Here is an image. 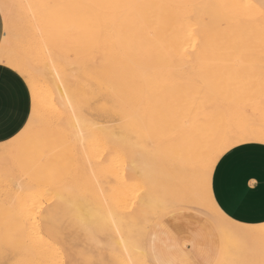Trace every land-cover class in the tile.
I'll use <instances>...</instances> for the list:
<instances>
[{"label":"snow or ice","instance_id":"snow-or-ice-1","mask_svg":"<svg viewBox=\"0 0 264 264\" xmlns=\"http://www.w3.org/2000/svg\"><path fill=\"white\" fill-rule=\"evenodd\" d=\"M4 7L6 10L0 17V179L5 190L9 185L19 184L22 191L31 192L36 184H45L62 208L75 215L80 207L81 231L88 232L90 239L97 231L90 226L88 214L92 223L110 218L102 227L105 236L116 243L99 248L104 251L110 248L114 255L128 254L115 264H264V223L244 226L233 220L215 189L217 169L229 156L253 145L264 147V121L258 126L252 121L234 124L228 110L217 103L224 96L235 100L244 90L242 73L255 72L250 57L257 44L264 91V0L258 5V34L249 35L243 45L227 41L224 45L227 58L209 61V66L181 89L147 85L138 98L104 112L96 108L94 95L81 94L73 86L79 67L65 54L69 41L77 43L94 32L100 22L118 28L134 40L157 12L165 10L207 9L222 23L234 16L245 22L250 17L241 10L257 5L35 0ZM9 9L29 10V29L23 35L19 17L10 15ZM33 33L44 37L43 56L33 46ZM61 68L65 72L63 77ZM52 79L65 89L56 103L40 87L41 81ZM85 129L91 138L103 133L116 153L131 150L142 162L143 195L133 200L131 207L113 208L107 200L103 207H90L80 195V186L70 184L60 161L73 145L74 151L79 152L77 138L85 136ZM126 134L127 140L122 143ZM250 186L254 187L255 181ZM15 204L16 198L5 206L6 230ZM49 204L52 206L51 201ZM44 211V204L33 199L29 216L43 219ZM256 236L261 240L259 248L249 244L244 255L229 244L238 237L252 240ZM59 243L58 238L49 237L45 241L37 233L34 247L40 252L45 244L51 247ZM64 252L67 256L64 264H114L112 260L76 258L67 247ZM22 264L43 262L29 260Z\"/></svg>","mask_w":264,"mask_h":264},{"label":"rangeland","instance_id":"rangeland-1","mask_svg":"<svg viewBox=\"0 0 264 264\" xmlns=\"http://www.w3.org/2000/svg\"><path fill=\"white\" fill-rule=\"evenodd\" d=\"M153 1H156L157 3H167L165 2L167 0H152V2ZM176 1H190V0H176ZM202 1L204 4H209V3H230V4H240V5L252 4V5H257L258 7L261 0L260 1L259 0H198L195 3L189 5H200ZM55 2L88 3V2H93V0H55ZM10 3L11 1L7 0V4ZM14 3H16V1L12 0L11 4ZM1 8H4V3L3 5H0V10L3 16V13L5 12L6 9L3 10ZM194 10L192 8L189 14L190 18L188 16L187 19L186 18L182 19L183 16L179 13L177 14L176 10H165L163 12H157L149 20L147 28L142 31L144 35H140L134 40H130V38L126 34H122L118 28L114 29L111 26L107 25L106 22H100L96 25L94 32L88 33L86 36L82 37L77 43H73L72 41H69V46L66 48L65 54L66 56H68L70 62L77 64L79 67V72L77 73V80L74 82L73 86L79 88L81 94L94 95L96 97L95 106L99 111L101 112L108 111L111 110L113 106L125 105L128 102V100L131 98H138L141 92V87L157 84L158 82L154 81L153 76H155L154 78H156L157 76L159 79H161L162 76L164 75L163 73L167 69L169 70L168 72H170L169 74L172 75L171 73L172 71L169 69L170 67H168V65H171L175 61V59L176 62L178 60V63L181 65L175 62L171 65V67L173 66L174 69L177 66L176 69H178L180 66L181 67L183 66L182 67L183 70L181 69L182 71H179V73L180 72L183 73L184 71L186 73L184 72L183 74H180L181 75L180 76L178 75V72H176L177 70L174 69L175 71H173L174 72L173 77L175 76L176 79L175 77L173 78L168 74L171 77V79L168 75L166 76V78L168 77L167 80H169L170 82L169 83L170 85H168L167 87L172 89H181L195 75H197L202 68L208 67L209 61L221 60L228 57V53L224 48V45L227 41H232L233 43H239L243 45L246 44L249 35L258 34L259 32L260 21H259V9L257 8L250 10L248 9L244 11L242 10L243 12L241 11L242 13H246L247 16L251 18L245 22H241V20L238 17L234 16L233 19H230L229 21H226L224 23L222 22L219 23V21L221 20L214 15L212 10L200 9V12L202 13H200L199 9L197 8H194ZM8 11L10 15H15L19 17V29L21 35H23V33L26 30H28V28L26 27L27 24H25V22L27 23V21H25L23 17L25 16L23 10L10 9ZM248 12L249 13L252 12V13L249 14ZM176 15L179 18H177ZM195 15H198L199 19ZM191 17L197 18V19H192V22H196L197 20L199 21L200 24L195 23L196 24L195 25L191 23L190 22ZM200 17L201 18L205 17V18L200 19ZM256 17L258 19H256ZM210 20H214V21H210ZM211 23L212 25L215 23L214 24L215 26H213L215 28H213V30L211 28L212 26ZM254 23H256V25ZM208 28L209 29L211 28L210 29L211 31H209ZM205 30H207V32ZM105 31H107V33ZM200 32L206 33L204 38L202 37L203 35ZM200 36L203 39L199 38ZM107 37L109 41H107L108 40ZM35 38L36 37H32L33 46L42 56V53L39 51L40 49L37 46L38 44L34 42ZM105 40L107 41V43L105 42ZM203 44H205L204 58H202V61H199L197 57L200 55V51ZM99 45H101L100 49L97 48V46ZM106 45L110 48H108ZM104 46H106L105 47L106 49H104ZM130 46H131V52H129ZM187 51L188 53L189 52L190 53L188 54ZM196 55L197 57H195ZM178 56L179 58L181 57L182 58L177 59ZM250 58L253 61V67L255 68V72L251 74H249L248 72L242 73L244 90L236 95L235 100H233L231 96H224L221 97L217 101V103L223 106L225 109H227L228 114H231L233 113V111L236 110L234 112L236 113L235 116L234 113L229 115L231 120L232 121L234 120L233 122L234 124H241L247 121H252L258 126L262 121H264V107H263L264 103L262 104L261 102L262 100H264L263 99L264 91H262V84H261L260 72H259L260 51L258 44L256 45L254 51L251 53ZM180 60L181 62H179ZM194 61H195V63H193L194 65L193 64L191 65L190 62H194ZM189 66H191L192 69ZM219 66L220 65L218 64L215 65V67L217 68ZM188 68L191 70V72L189 71ZM157 69L160 71H158ZM161 69L163 71L165 69V71L163 72ZM139 70L141 72L142 71L144 72L140 73ZM194 70L196 72H194ZM147 71H149L148 72L149 75L147 74ZM156 71L159 72V75H161V71L163 72L162 75L160 76L161 78L159 77L158 73H156ZM168 72L166 71V74ZM153 73H156L157 75L156 74L153 75ZM62 75L63 74L61 73V77ZM164 77L165 76H163V78ZM85 82H87V85H85ZM58 84L59 81L55 79H52L51 82H49L48 80H43L40 83V87L44 91L45 96L52 103L58 102L61 98L60 95L65 91V89L59 87ZM259 102H261L262 106H260ZM256 105H259V107H257ZM241 107L242 109H240ZM100 135L102 137H100ZM87 136L88 135L86 133L85 137ZM98 138L100 139L98 140ZM86 139H90L89 140L90 142L87 140V142H89L90 144L88 143L85 145V143H87L85 141H83V143H80L78 153L74 151L75 145H73V149L66 150L62 160L60 161L65 172L69 175L70 184H76L80 186L81 188L80 193L86 198V203L88 204V206H90L89 204L93 203L90 207H96L101 205H102L101 207L104 206L102 201H100L99 198L100 195L98 191L99 190L98 187L101 184L103 185V188L102 187L101 188L105 194L106 200L108 199V202L109 201L112 202L113 200H114L113 202H116L113 203L114 205L111 204L113 205V208L114 207L116 208L117 206H123V204L127 206L129 205L128 207H131L130 206L131 202L133 200H139L137 198L143 195V194H139L138 196V193H141L140 176L142 174L141 172L143 171L142 162L138 158H135L134 156L131 155V150L128 151L130 154L124 151H120L119 153H116L113 150L112 146L105 141L103 133L100 134L97 133L96 138L87 137ZM126 140H127V134L125 136V140L121 142L122 143L126 142ZM85 150L87 153L86 155H85ZM128 158L131 161H129ZM0 159H2V151H0ZM127 162L131 165H129ZM133 162H135V164L137 163V165L139 164L140 167L137 166L138 169H136V166L133 165L135 166V168L134 167L132 168L131 166ZM90 164L93 168L95 169L97 168L96 172L99 173L96 174V176L97 175L98 176L94 178V183H92V186H94L95 190L91 189L93 187L91 186V178H90L92 177V175L91 173H89ZM81 166H83V169ZM105 166H107L106 169L108 168L107 170L109 171L105 170ZM99 167L101 168L99 169ZM103 174L104 176H101ZM106 177L108 180L106 179ZM113 181L114 182L116 181L115 185L113 184L114 183ZM106 183L107 185L109 184V187L112 188L111 189L108 188ZM37 186L40 189L39 188L37 189L36 188ZM43 187L45 188V190L43 189ZM26 188L27 186L25 185V189ZM38 190L39 193L43 195L41 194L39 195ZM57 191H59V189H57ZM91 191L93 192L96 191V192L91 193ZM31 192L29 193L27 190L22 191L19 184L15 186L9 185L7 190H5L3 180L0 179V261L5 262L10 260L11 262L9 264H19L20 259L24 258L28 260H40L43 262V264H64V261L67 258L64 252L65 247L71 249L74 252L76 258L95 259L98 262L112 260V259L113 261L117 262L119 260L118 259L119 255L118 256L114 255L111 252L110 248L106 252L99 248V245H103V244L109 245V242L110 244H113L114 241L113 240L111 242V240L108 237H105L102 225L105 224V222L107 223V221L104 222L103 220L104 217L101 219L102 220V225H101L100 223L101 220L97 224L92 223L91 214L90 213L88 214V222L89 224L91 223L90 226L92 227L93 224L94 227L92 228H95L97 230L96 236L93 239H90L88 232L81 231L79 206L75 210V215L70 213L67 209L62 208L60 205L56 203V201L53 200V195L55 193L50 190H46V185L43 183L36 184V186L33 188ZM47 192H49L50 194ZM108 192L110 193L109 195ZM28 193L30 194V196H28ZM48 196H50V198ZM14 198H16V204L15 207L12 208L11 210L12 211L11 223L6 230L5 206L6 204L11 205ZM31 198L32 200L33 198L37 199L44 204L45 211L42 212L43 219L37 218L34 215L32 217L26 216L27 214L25 211L28 210L30 203H32ZM49 201L52 202V206H50ZM23 204L25 205L26 208L22 207L23 209H21L20 206H22ZM85 211H87V209H85ZM28 221L29 222L33 221V222L29 224ZM43 221H45V223ZM37 233L43 235L45 241H47L49 237H54V238H58L60 243L51 247L45 244L43 250L37 252L34 247ZM240 247L242 248L241 245H239V247L237 248L240 249ZM242 249H246V248L244 247ZM109 251L111 253L109 254L110 256H112V258L108 255ZM238 251L241 255H244L246 254L245 252L248 250L247 249L244 251L242 250V252L240 250Z\"/></svg>","mask_w":264,"mask_h":264},{"label":"crops","instance_id":"crops-1","mask_svg":"<svg viewBox=\"0 0 264 264\" xmlns=\"http://www.w3.org/2000/svg\"><path fill=\"white\" fill-rule=\"evenodd\" d=\"M196 1L198 0L165 2L189 5ZM176 12L179 13L178 10ZM141 35L144 33L141 32ZM204 48L205 44L202 45L200 55L197 57L199 61L204 58ZM143 88L144 86L141 87V91ZM251 181H255L254 187L250 186ZM92 183L93 177L91 186ZM215 189L220 203L233 220L247 226L264 223V147L253 145L229 156L217 169ZM5 262L9 264L11 261Z\"/></svg>","mask_w":264,"mask_h":264},{"label":"bare ground","instance_id":"bare-ground-1","mask_svg":"<svg viewBox=\"0 0 264 264\" xmlns=\"http://www.w3.org/2000/svg\"><path fill=\"white\" fill-rule=\"evenodd\" d=\"M2 1H5V2H2ZM2 1L0 0V3H1L0 5H3V3H4V5L7 4V0H2ZM9 1H11V3H12V0H9ZM14 1H16V3H24V4H27V3H30V2H35L34 0H14ZM259 1H260V0H259ZM259 1H258V2H259ZM52 2H55V0H52ZM204 2H205V1H204ZM258 2H257V3H258ZM260 2H261V1H260ZM11 3H10V4H11ZM202 3H203V1H202ZM202 3H201V4H202ZM203 4H204V3H203ZM1 7H2V6H1ZM1 9L4 10L5 7H4V8H1ZM197 9H198V8H197ZM257 9H258V7H257ZM9 10H10V9H9ZM22 10H23L24 15H25V16H23V17H24L25 21H27V23L24 21L25 24H27V26H26V25H25V26L29 29V24H28V20H27V17L29 16V10H27V9H22ZM191 10H192V8H188V9H178V12L183 16V19H184V18L187 19L188 16H189V18H190V15H189V14H190ZM193 10H194V8H193ZM195 10H196V9H195ZM195 10H194V11H195ZM201 10H202V9H201ZM204 10H205V9H204ZM249 10H250V9H249ZM194 11H193V13H194ZM196 11H197V10H196ZM241 11H242V10H241ZM243 11H244V10H243ZM243 11H242V12H243ZM199 12H200V9H199ZM203 12H204V11H203ZM245 12H246V11H245ZM195 13H196V12H195ZM200 13H202V12H200ZM205 13H206V12H205ZM248 13H249V12H248ZM250 13H252V12H250ZM250 13H249V14H250ZM22 15H23V14H22ZM203 15H206V14H203ZM203 15H202V16H203ZM191 16H194V15H191ZM195 16L198 18V15H195ZM252 16H253V15H252ZM196 17H195V18H194V17H191V21H190V22L193 23V24H195V23H196V24H200L199 21H197V20H196V22H192V19H197ZM206 17H207V16H206ZM203 18H205V17H202V18L200 17V19H203ZM207 18H208V17H207ZM209 18H210V17H209ZM211 18H212V17H211ZM198 19H199V18H198ZM232 19H233V18H232ZM250 19H251V18H250ZM256 19H258V18L256 17ZM256 19H255V20H256ZM188 21H189V20H188ZM193 21H194V20H193ZM210 21H214V20H210ZM217 21H218V20H217ZM228 21H229V20H228ZM257 21H258V20H257ZM219 23H221V21H219ZM219 23H218V24H219ZM256 23H257V22H256ZM256 23H254V24L256 25ZM104 24H105V23H104ZM104 24H103V25H104ZM196 24H195V25H196ZM214 24H215V23H214ZM214 24L212 25V23H211V25H212V26H211L212 30H213V28H215V27H213V26H215ZM107 25H108V24H107ZM208 25H209V24H208ZM103 27H104V26H103ZM191 27H192V26H191ZM207 27H208V26H207ZM209 27H210V26H209ZM211 28H210V29H211ZM193 29H194V28H193ZM193 29H192V30H193ZM208 29H209V28H208ZM208 29H207V30H208ZM210 29H209V31H211ZM111 30H112V29H111ZM111 30H110V31H111ZM207 30H205V31L207 32ZM193 31H194V30H193ZM202 31H203V30H202ZM202 31H201V32H202ZM205 31H204V32H205ZM103 32H104V31H103ZM105 32L107 33V31H105ZM201 32H200V33H201ZM110 33H111V32H110ZM103 34H104V33H103ZM201 34L203 35V36L201 35L203 38H204L205 35H206V33H201ZM33 35H35V33H34ZM103 36H105V35H103ZM201 36H200L199 38L203 39ZM33 37H36V38L34 39V42L38 44L37 46H38L39 49H40L39 51L42 53V56H43V49H42V44H41V42H42V39H44V38H43V37H40V36H37V35H35V36H33ZM107 39H108V37H107ZM107 39H106V40H107ZM201 39H198V40H201ZM102 40H103V39H102ZM106 40H105V42L107 43V41H109V39H108L107 41H106ZM111 41H112V40H111ZM197 42H198V41H197ZM199 42H200V41H199ZM106 43H105V44H106ZM109 43H110V42H109ZM109 43H108V44H109ZM103 44H104V43H103ZM103 44H101V45H103ZM108 44H107V45H108ZM110 44H111V43H110ZM101 45L97 46V48L100 49V46H101ZM107 45H106V46H107ZM106 46H104V49H106V48H105ZM110 46H111V45H110ZM189 46H190V45H189ZM194 46H195V45H194ZM107 47H108V46H107ZM114 47H115V46H114ZM108 48H110V47H108ZM112 48H113V47H112ZM102 49H103V48H102ZM97 50H98V49H97ZM187 50H188V49H187ZM101 51H102V50H101ZM196 51H197V50H196ZM98 52H99V51H98ZM194 52H195V51H194ZM113 53H114V52H113ZM187 53H188V51H187ZM189 53H190V52H189ZM189 53H188V54H189ZM192 53H193V52H192ZM194 54H195V53H194ZM118 55H119V53H118ZM184 57H185V56H184ZM195 57H197V55H196ZM181 58H182V57H181ZM181 58H179V56H178L177 59H181ZM194 59H196V58H194ZM195 61H196V60H195ZM195 61H194V62H190L191 65H192L193 63H195ZM175 62H176V59H175V61H174L173 63H175ZM179 62H181V60H180ZM173 63H172V64H173ZM176 63H178V60H177ZM183 63H184V62H183ZM172 64H171V65H172ZM178 64H179V63H178ZM178 64H177V65H178ZM171 65H168V67H170L169 69L172 71V72H171L172 75L169 74L170 72H168V71H169L168 69L166 70V71L168 72L167 74H166L165 69H164L165 72L161 69V70L164 72V73H163V72L161 71V75H162V73H163V74H164L163 76H165L164 78H163V76H162V78L160 77L161 75H159V72H158V71H160V70L157 69L158 71H156V73H158V75H159V77H160L161 79H159L157 76H156L157 79L154 78L155 76H153V79H154V81L158 82V83H157L158 85H160V86H162V87H167L168 85H170V84H169V83H170L169 80H167L168 77L166 78V76L169 74L170 76L173 77V73H174L173 71H175L174 69L177 68V66H176V67L173 69V66L171 67ZM179 65H181V64H179ZM189 65H190V64H189ZM193 65H194V64H193ZM168 67H165V68H168ZM180 67H181V66H180ZM180 67H179L178 69H176V70H177L176 72H178V75L183 74V73L185 72V71H184L183 73H182V72L179 73V71H182V70H183V69H182L183 66H182L181 68H180ZM189 67L192 69L191 66H189ZM181 69H182V70H181ZM188 69H189V68H188ZM193 69H194V67H193ZM195 70H196V69H195ZM195 70H194V72H196ZM139 71H140V70H139ZM189 71L191 72L190 69H189ZM142 72H144V71H142ZM142 72L140 71V73H142ZM148 72H149V71H147V74L149 75ZM176 72H175V73H176ZM61 73H62L63 75H65V72H64V69H63V68H61ZM156 73H153V75L156 74ZM185 73H186V72H185ZM143 74H144V73H143ZM63 75H62V77H63ZM150 75H151V73H150ZM156 75H157V74H156ZM169 75H168V76H169ZM186 75H187V74H186ZM186 75H185V77H186ZM141 76H142V75H141ZM170 76H169V77H170ZM180 76H181V75H180ZM180 76H179V77H180ZM189 76H190V75H189ZM191 76H192V75H191ZM146 77H147V76H146ZM174 77H175V76H174ZM174 77H173V78H174ZM144 78H145V77H144ZM170 79H171V77H170ZM175 79H176V77H175ZM184 79H185V78H184ZM143 80H144V79H143ZM148 80H149V79H148ZM173 80H174V79H173ZM145 81H147V80H145ZM176 81H177V80H176ZM143 83H144V82H143ZM172 84H173V83H172ZM144 85H146V84H144ZM144 87H145V86H144ZM59 91H60V90H59ZM61 95H62V94H61ZM61 95H60V97H61ZM263 99H264V98H263ZM261 102H262V101H261ZM261 102H259V103H260V106H262V105H261ZM259 103H258V104H259ZM255 104H256V103H255ZM262 104H263V103H262ZM253 105H254V104H253ZM253 105H251V106H253ZM254 106H255V105H254ZM256 106L259 107V105H256ZM244 107H245V105H244ZM263 107H264V105H263ZM228 108H230V107H228ZM240 109H242V107H241ZM243 110H244V109H243ZM255 110H256V109H255ZM229 111H230V110H229ZM231 111H232V110H231ZM235 111H236V110H235ZM235 111H233V113H234ZM238 111H239V109H238ZM241 111H242V110H241ZM253 111H254V108H253ZM233 113H231V114H233ZM231 114H229V115H231ZM235 115H236V113H234V116H235ZM232 116H233V115H232ZM232 116H231V117H232ZM235 120H236V118H235ZM233 122H234V120H233ZM235 122H236V121H235ZM86 130H87V129H85V133H87ZM99 134H100V133H99ZM98 136H99V135H98ZM87 137L89 138V136H87ZM87 137L84 136V137H82V138H77L78 141H79V144H80V143H83V141H85V142H87V140L89 141L90 139H86ZM100 137H102V136L100 135ZM84 139H85V140H84ZM99 139H100V138H98V140H99ZM91 140H93V139H91ZM95 141H97V140H95ZM89 142H90V141H89ZM89 142L85 143V145L88 144ZM89 144H90V143H89ZM98 144H99V143H98ZM98 144H97V145H98ZM99 145H100V144H99ZM88 146H89V145H88ZM84 148H85V147H84ZM87 149H89V148H87ZM92 149H93V146H92ZM82 151H83V150H82ZM89 152H90V151H89ZM110 152H112V151H110ZM128 153H129V152H128ZM110 154H111V153H110ZM110 154H109V155H110ZM124 154H125V153H124ZM129 154H130V153H129ZM109 155H108V156H109ZM131 155H132V153H131ZM131 155H129V156H131ZM113 156H114V155H113ZM125 156H126V155H125ZM132 156H133V155H132ZM109 157H110V156H109ZM131 158H132V157H131ZM106 159H107V158H106ZM109 159H110V158H109ZM117 159H118V158H117ZM128 160L131 161L129 158H128ZM128 160H126V161H128ZM88 161H89V160H88ZM126 161H125V162H126ZM138 161H139V160H138ZM82 162H83V160H82ZM108 163H109V162H108ZM127 163H128V162H127ZM130 163H131V162H130ZM85 164H86V163H85ZM120 164H121V163H120ZM128 164H129V163H128ZM82 165H83V164H82ZM105 165H106V163H105ZM129 165H131V164H129ZM129 165H128V166H129ZM133 165H135V166H136V169H138L137 166H139V164L137 165V163L135 164V162H133L131 167H132V168H133V167L135 168V166H133ZM79 167H80V166H79ZM79 167H78V169H79ZM81 167H82V169H83V166H81ZM101 167H102V166H101ZM101 167H99V169H100ZM106 167H107V166H105V170L108 169V168L106 169ZM108 167H109V166H108ZM126 167H127V166H126ZM139 167H140V166H139ZM80 169H81V168H80ZM82 169H81V170H82ZM96 169H97V168H96ZM96 169L93 168V167L91 166V164H90V166H89V170H90V172H89V173H91V175H92L93 178H95V177L98 176V175L96 176V174H99L98 172H96ZM130 169H131V168H130ZM139 169H140V168H139ZM85 170H86V169H85ZM141 170H142V168H141ZM87 171H88V170H87ZM107 171H109V170H107ZM137 172H138V171H137ZM89 173H88V174H89ZM100 173H101V172H100ZM117 173H118V172H117ZM141 173H142V172H141ZM141 173H140V174H141ZM81 174H82V173H81ZM129 174H130V173H129ZM131 174H132V173H131ZM133 174H134V171H133ZM101 176H104V174L101 175ZM131 176H132V175H131ZM135 176H136V175H135ZM136 177H137V176H136ZM90 178H91V177H90ZM100 178H101V177H100ZM134 178H135V177H134ZM96 179H98V178H96ZM102 179H103V178H102ZM102 179H101V180H102ZM104 179H105V178H104ZM106 179H107V177H106ZM127 179H128V178H127ZM136 179H137V178H136ZM107 180H108V179H107ZM112 180H113V179H112ZM128 180H129V179H128ZM130 180H131V179H130ZM132 181H133V179H132ZM135 181H136V180H135ZM96 182H97V181H96ZM96 182H95V183H96ZM113 182H114V181H113ZM115 182H116V181H115ZM115 182L113 183L114 185H115ZM118 182H119V181H118ZM124 182H125V181H124ZM129 182H130V181H129ZM137 182H138V180H137ZM99 183H100V182H99ZM99 183H98V185H99ZM104 183H105V182H104ZM100 184H101V183H100ZM117 184H118V183H117ZM121 184H123V183H121ZM126 184H127V182H126ZM138 184H139V183H138ZM93 185H94V184H93ZM106 185H107V183H106ZM114 185H113V186H114ZM124 185H125V184H124ZM140 185H141V184H140ZM35 186H36V185H35ZM35 186H34V187H35ZM107 186H108V188H110V189L112 188V187H109V184H108ZM110 186H111V185H110ZM122 186H123V185H122ZM92 187H93V188H91V189L95 190V189H94V186H92ZM101 187L103 188V185H102V184L99 185V187H98L99 190H98V191H99V195H100V196H99L100 201H102V203H103V202L106 200V197H105V194H104V192H103V190H102ZM114 187H115V186H114ZM36 188L38 189L39 187L37 186ZM95 188H97V187H95ZM116 188H117V187H116ZM39 189H40V188H39ZM43 189L45 190L44 187H43ZM58 189H59V188H58ZM106 189H107V188H106ZM110 189H109V190H110ZM129 189H130V188H129ZM46 190H47V189H46ZM114 190H115V189H114ZM114 190H113V191H114ZM118 190H119V189H118ZM120 190H121V189H120ZM40 191H41V190H40ZM106 191H107V190H106ZM34 192H35V191H34ZM34 192H33V194H34ZM36 192H37V191H36ZM42 192H43V190H42ZM92 192H93V191H91V193H92ZM95 192H96V191H95ZM95 192H93V193H95ZM109 192H110V191H109ZM109 192H108V195L110 194ZM111 192H112V191H111ZM124 192H125V191H124ZM127 192H128V190H127ZM129 192H130V191H129ZM29 193H30V192H29ZM29 193H28V196H30ZM31 193H32V192H31ZM47 193H49V192H47ZM97 193H98V192H97ZM119 193H120V192H119ZM130 193H131V192H130ZM36 194H37V193H36ZM38 194H39V195L41 194V193H39V190H38ZM49 194H50V193H49ZM49 194H48V195H49ZM106 194H107V193H106ZM111 194H112V193H111ZM139 194H143V193H139ZM23 195H24V194H23ZM41 195H43V194H41ZM45 195H46V194H45ZM52 195H53V194H52ZM52 195H51V196H52ZM54 195H55V194H54ZM80 195H81V193H80ZM85 195H86V194H85ZM192 195L195 196V192H194V191H193ZM33 196H35V195H33ZM87 196H88V195H87ZM95 196H96V194H95ZM111 196H112V195H111ZM125 196H126V195H125ZM128 196H129V195H128ZM21 197H22V196H21ZM46 197H47V196H46ZM48 197L50 198V196H48ZM88 197H89V196H88ZM101 197H102V198H101ZM117 197H118V196H117ZM126 197H127V196H126ZM22 198H23V197H22ZM27 198H28V197H27ZM39 198H40V197H39ZM43 198H44V197H43ZM92 198H93V197H92ZM97 198H98V196H97ZM139 198H140V197H139ZM139 198H137V199H139ZM33 199H34V198H33ZM40 199H41V198H40ZM85 199H86V198H85ZM10 200H11V199H10ZM18 200H19V199H18ZM22 200H23V199H22ZM22 200H21V201H22ZM28 200H29V199H28ZM36 200H37V199H36ZM109 200H110V199H109ZM111 200H112V199H111ZM31 201H32V198H31ZM43 201H44V200H43ZM46 201H48V200H46ZM90 201H92V200H90ZM93 201H94V200H93ZM95 201H96V200H95ZM107 201H108V199H107ZM113 201H114V200H113ZM113 201H112V202L109 201V204L111 205V204H113V203H116V202H113ZM125 201H126V200H125ZM19 202H20V201H19ZM27 202H28V201H27ZM121 202H122V201H121ZM129 202H130V201H129ZM22 203H23V202H22ZM22 203H20V204H22ZM24 203H25V202H24ZM29 203H30V201H29ZM100 203H101V202H100ZM122 203H123V202H122ZM27 204H28V203H27ZM92 204H93V203H91V204H89V205L91 206ZM94 204H95V202H94ZM127 204H128V202H127ZM113 205H114V204H113ZM113 205H112V207H113ZM115 205H116V204H115ZM30 206H31V203H30ZM30 206H29V207H30ZM101 206H102V205H101ZM123 206H124V204H123ZM128 206H129V205H128ZM130 206H131V205H130ZM20 207H21V209L26 208L24 204H23L22 206H20ZM20 207H19V208H20ZM22 207H23V208H22ZM114 208H115V207H114ZM25 210H26V209H25ZM206 210H208V209H206ZM46 211H47V210H46ZM25 212H26V214H27L26 216L28 217V216H29V215H28V210H26ZM22 213H23V212H22ZM47 213H48V212H47ZM47 213H46V215H47ZM41 214H42V216H43V213H41ZM32 216H33V215H32ZM32 216H30V217H32ZM34 216H35V215H34ZM30 217H29V218H30ZM35 217H36V216H35ZM35 217H34V218H35ZM34 218H33V219H34ZM89 218H90V216H89ZM35 219H36V218H35ZM109 219H110V218H108V217H104L103 220H104V222H105V221H108ZM117 219H118V217H117ZM27 220H28V219H27ZM31 220H32V219H31ZM46 220H47V219H46ZM33 221H35V220H33ZM33 221H31V222L28 221V222H29V224H30V223H32ZM41 222H42V221H41ZM43 222L45 223V221H43ZM91 222H92V221H91ZM34 223H35V222H34ZM100 223H101V225H102V220H101ZM105 223H106V222H105ZM90 224H91V223H90ZM96 224H97V223H96ZM32 225H34V224H32ZM98 225H99V224H98ZM242 225H243V224H242ZM44 226H46V225H44ZM244 226H247V225H244ZM248 226H250V225H248ZM252 226H258V225H252ZM29 227H30V225H29ZM31 227H32V226H31ZM92 227H94L93 224H92ZM36 228H37V227H36ZM41 228H42V227H41ZM38 230H39V229H38ZM39 231H40V230H39ZM96 231H97V230H96ZM103 232H104V231H103ZM105 237H106V236H105ZM107 240H108V238H107ZM113 240H114V241H113ZM112 241H113V244H114V242L116 243V240H115V239H112L111 242H112ZM105 242H106V241H105ZM108 242H109V241H108ZM108 242H107V243H108ZM109 244H110V242H109ZM229 244H230V246H232L233 248H235V249H237V250H240V251L242 252V250H243V251L246 250V249L248 250L247 245L249 246V244H255V246H256L257 248H259V245L261 244V240H260L259 236L254 237L252 240H246V239H244V238H239V237H238V238H236V239H234V240L229 241ZM243 244H244V247H245L246 249H242V248H244V247H243ZM103 245H104V244H103ZM106 245H108V244H106ZM239 245H241L242 248H241V247H240V249L237 248V247H239ZM245 245H246V246H245ZM105 252H106V251H105ZM238 252H239V251H238ZM109 253H110V251L108 252V255L110 256L111 253H110V254H109ZM245 253H247V251H246ZM127 255H128V254L125 253V254H123V256H120V255L118 256V255H117L119 258H118L117 256H116V257L120 260V259H124V258H126ZM105 256H106V255H105ZM110 257L112 258V256H110ZM111 258H110V259H111ZM24 261H29V260H28V259H24V258H22V259H20L19 264H22V262H24ZM112 261H113V259H112ZM113 262L115 263V261H113Z\"/></svg>","mask_w":264,"mask_h":264}]
</instances>
